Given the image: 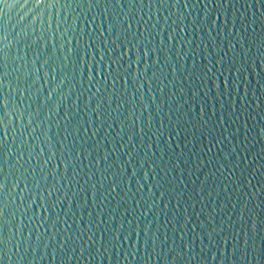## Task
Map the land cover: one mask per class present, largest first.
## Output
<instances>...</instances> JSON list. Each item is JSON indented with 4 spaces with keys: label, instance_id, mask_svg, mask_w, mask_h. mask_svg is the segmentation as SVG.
<instances>
[{
    "label": "water",
    "instance_id": "95a60500",
    "mask_svg": "<svg viewBox=\"0 0 264 264\" xmlns=\"http://www.w3.org/2000/svg\"><path fill=\"white\" fill-rule=\"evenodd\" d=\"M262 250L264 0H0V264Z\"/></svg>",
    "mask_w": 264,
    "mask_h": 264
},
{
    "label": "snow or ice",
    "instance_id": "6c2138e0",
    "mask_svg": "<svg viewBox=\"0 0 264 264\" xmlns=\"http://www.w3.org/2000/svg\"><path fill=\"white\" fill-rule=\"evenodd\" d=\"M44 2H45V0H36V6H37V8H39L40 5L44 4ZM261 255L264 256V250H262Z\"/></svg>",
    "mask_w": 264,
    "mask_h": 264
}]
</instances>
